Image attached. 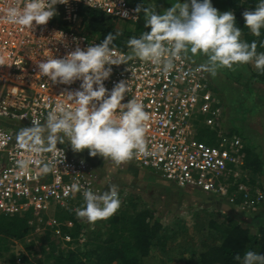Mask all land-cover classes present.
Here are the masks:
<instances>
[{
    "label": "built area",
    "instance_id": "built-area-1",
    "mask_svg": "<svg viewBox=\"0 0 264 264\" xmlns=\"http://www.w3.org/2000/svg\"><path fill=\"white\" fill-rule=\"evenodd\" d=\"M6 2L0 0V6ZM54 8V17L31 30L0 21V120L28 127L33 120L43 123L47 112L57 103H67L63 93L79 88V80L69 85L52 83L37 72L36 63L51 55L63 57L77 46L84 49L98 42L75 30L53 25V19L78 27L81 9L85 8L131 23L140 21V14L133 12L135 7L128 0H66ZM126 54L114 48L115 56ZM200 65L181 58L165 74L156 65L133 58L111 66V75L103 84L110 91L117 82L128 81V91L121 103L136 99L149 113L145 122L148 154L133 156L138 167L149 169L179 190L198 191L238 207L254 209L264 203V192L239 182L236 189H231L236 177L234 169L243 164L244 141L221 130L222 109L214 100L209 74ZM200 126L216 132L215 144L196 139ZM57 148L63 154L43 153L37 157L48 162L60 161L57 167L53 165V171L40 174L39 166L33 163L27 172L19 173L15 161L25 150L17 146L15 134L0 122V216L21 217L29 213L59 245L73 248L67 245L72 243L74 220L81 224L75 210L83 206L82 192L85 188L96 192L102 189L96 183L92 163L73 156L66 148ZM125 163L127 160L117 164ZM73 183L81 186L80 191L70 190ZM56 210L72 214L73 219L62 221L51 215Z\"/></svg>",
    "mask_w": 264,
    "mask_h": 264
},
{
    "label": "clouds",
    "instance_id": "clouds-1",
    "mask_svg": "<svg viewBox=\"0 0 264 264\" xmlns=\"http://www.w3.org/2000/svg\"><path fill=\"white\" fill-rule=\"evenodd\" d=\"M57 3L66 0H23L22 3L8 0L0 6V21L31 30L45 25L56 15ZM170 4L159 14L154 9V0H141L133 9L136 14L143 13L149 31L127 40L125 56L114 55L110 45L115 36L107 33L98 44L84 49L77 46L63 57L51 55L36 63L37 72L52 83L69 85L79 80L80 85L75 91L63 93L67 103H57L47 112L43 123L33 120L30 127L17 130V146L25 150L15 161L19 173L27 172L33 163L39 166L40 174L53 171V165L57 167L60 161L48 162L37 157L43 153L63 154L56 145L65 141L73 152L87 149L89 156L98 155L115 163L129 160L135 154H148L145 122L150 116L143 103L136 99L121 103L128 91V81L117 82L110 91L104 87L113 65L136 58L156 65L167 74L175 67L176 60L200 55L206 57L200 69L213 77L218 69H232L249 62L264 70V52H256L255 41L248 43L240 39L241 29L236 26L232 11L219 12L211 0H174ZM242 18L244 26L254 36H260L264 29V0H257L252 10L242 13ZM80 188L78 183L70 185L72 192ZM82 195L83 206L75 213L88 223L107 219L120 207L115 184L100 192L85 188ZM234 259L237 264H264V256L252 250L242 256L237 254Z\"/></svg>",
    "mask_w": 264,
    "mask_h": 264
},
{
    "label": "rangeland",
    "instance_id": "rangeland-1",
    "mask_svg": "<svg viewBox=\"0 0 264 264\" xmlns=\"http://www.w3.org/2000/svg\"><path fill=\"white\" fill-rule=\"evenodd\" d=\"M163 2L154 5L157 13L171 7L170 3L174 0ZM216 2L219 3V0ZM220 8L221 5L217 7V10ZM219 12L223 11L219 10ZM115 24V29L120 33L123 32L117 38L120 39L124 49L130 37H138L143 31L145 32L143 25L135 27L131 22L120 19H116ZM124 35L127 38L123 39ZM193 61L203 64L206 57L197 55ZM254 68V64L249 62L235 65L232 69H218L214 77L208 74L215 96L214 100H217L222 108L221 130L245 137L250 145L255 146L254 151L259 154L260 160L264 161V82L252 78L251 73ZM213 138L214 142L208 144H215L216 132ZM66 146L70 154L86 158L85 160L88 159V162L96 166L94 176L102 191H107L109 185H117L121 203L116 214L125 212L126 216H135L140 212H152L153 219L163 227L161 235L165 240V247L163 249L152 247L150 255L142 261L143 264H204L201 254L205 253L208 247H218L221 244L224 229L232 220L239 221L248 215L259 216L262 213L264 215V203L260 204L261 206L257 205V208L249 209L243 206L238 207V204L227 203L212 195H199L189 190H179L174 186L164 185L162 180L151 175L152 172L149 169L143 170L138 167L134 157L127 160L128 170H132L128 174L127 171L122 172L118 164L115 165L106 160L101 162L97 156H89L88 151H84L83 154L73 152L69 144ZM262 163L261 174L254 175L253 179L264 191V162ZM234 173L236 177L242 176L237 169H234ZM233 184L230 186L231 189L235 186ZM211 221L216 223L215 226L210 225ZM84 222L86 237L81 239L80 243L90 242L94 237H106L113 228L112 224L107 223V219L97 220L94 223H88L85 220ZM122 223L124 222L116 223V227L119 228ZM43 233L42 227L35 223L34 230L24 238L23 243L15 240L12 245V241H0V264H7L13 253L14 255L24 254V247L31 243L33 245L31 244L30 254L35 260H42L43 257L40 254L42 244H34V242L39 240ZM98 241L100 242L101 239L95 242L98 244ZM43 245L45 246L46 243ZM94 247L95 243L87 244L88 249ZM59 248L64 250L65 246L60 244L56 252Z\"/></svg>",
    "mask_w": 264,
    "mask_h": 264
},
{
    "label": "trees",
    "instance_id": "trees-1",
    "mask_svg": "<svg viewBox=\"0 0 264 264\" xmlns=\"http://www.w3.org/2000/svg\"><path fill=\"white\" fill-rule=\"evenodd\" d=\"M222 11H232L235 16L236 26L241 29L240 39L251 43L256 42V52H264V29H261L260 36H254L245 26L242 13L252 10L257 0H219ZM223 4V5H222ZM224 9V10H223ZM115 20L111 16L104 15L91 9H81V22L78 27H73L63 23L60 20L53 19L52 24L64 30H75L84 35L87 39L100 43L107 33H112L115 39L111 47L128 52L127 47L124 49L120 43L121 33L115 29ZM139 24H135V27ZM149 31V29H147ZM145 31V32H147ZM127 38L126 35L122 37ZM252 78L264 82V70H258L256 67L251 73ZM213 90V89H212ZM221 107V106H220ZM222 109V108H221ZM214 130L200 126L197 131L196 139L206 144L214 142ZM240 136V135H239ZM244 147L241 151L243 164L238 167L242 176L233 178L236 189V183H244L249 187H258L254 182L253 176L262 172L263 163L259 155L254 151V147L247 143V139L242 138ZM211 145V144H210ZM259 188V187H258ZM264 192V191H263ZM239 203V200H236ZM135 205V204H134ZM133 205V207H135ZM261 206V205H258ZM256 206V208L258 207ZM125 212L120 215L114 213L107 218V223L113 225L112 231L106 237H94L89 243H95L93 249H88L87 244L80 243L85 235V228L79 224V220H74L76 228L71 232L72 243L65 247L64 250H57L59 241L55 240L48 230H44L43 235L34 244L41 243L40 254L43 261L34 258L30 254L32 245L24 247V254H12L7 264H143L147 256L150 255L152 247L163 249L165 240L161 235L162 226L157 222L151 213H138L135 216H126ZM52 215V214H51ZM122 215V216H121ZM54 216L65 221L73 219V215L64 211L56 210ZM242 220V221H240ZM239 221L232 220L229 226L224 229L222 242L218 247H208L206 252L201 254L204 264H237L234 257L244 252L252 250L264 256V215H248L242 217ZM123 221L122 225L117 228L116 223ZM211 221L210 225L215 226ZM35 219L31 214L21 217L0 216V241L24 242V238L34 230ZM98 231V230H97ZM160 234V235H159ZM101 239L97 244L95 241ZM43 243H46L44 246ZM74 245V246H73ZM7 251V249H5ZM16 259L19 262L16 263Z\"/></svg>",
    "mask_w": 264,
    "mask_h": 264
},
{
    "label": "crops",
    "instance_id": "crops-1",
    "mask_svg": "<svg viewBox=\"0 0 264 264\" xmlns=\"http://www.w3.org/2000/svg\"><path fill=\"white\" fill-rule=\"evenodd\" d=\"M164 0H154V5H156V4H162V3H164L163 2ZM184 2V1H183ZM128 3L131 5V6H133V7H136L138 4H140L141 3V0H128ZM211 3H212V6L213 7H215L216 9H217V7H219L220 5H221V3H220V1H219V3H217L216 2V0H211ZM220 4V5H219ZM222 9V7L219 9L220 11H222L221 10ZM218 10V11H219ZM224 10V9H223ZM156 11V10H155ZM159 14V13H158ZM139 25H143V27H144V29H145V31H147V29L148 28H146L145 27V21H144V18H143V13L141 12L140 13V22L138 23ZM137 24V25H138ZM189 60H191V61H193V58L192 59H189ZM0 122H1V124L5 127V128H7L8 130H10L13 134H15L16 132H17V130L19 129V128H21V127H28V125L26 124H21V125H17V124H14V123H9V122H7V121H4V120H0ZM248 143V142H247ZM66 144H68V142L67 141H65V143L63 144V145H61V144H59V143H57V145H56V147H63V148H66L67 150H68V148H67V146H66ZM249 144V143H248ZM250 145V144H249ZM250 146H253V145H250ZM253 147H255V146H253ZM84 152H82V154H83ZM259 155V154H258ZM85 156V155H84ZM98 158V157H97ZM86 159V158H85ZM99 159V158H98ZM101 159V162L102 161H104V160H106V162H110V163H114L113 161H111L110 159H103L102 157L100 158ZM88 160V159H87ZM262 161V160H261ZM262 162H264V161H262ZM115 165L117 164V163H114ZM99 166V165H98ZM118 166H119V169L120 170H122V172L124 171V172H126L127 171V173L129 174L132 170H128L129 168V164H128V162L127 163H125V164H118ZM94 167H96V166H94ZM144 170V169H143ZM150 173V172H149ZM154 173H151V175L154 177V178H157V179H160L159 177H157V176H155V175H153ZM160 180H162V179H160ZM164 185H171V186H173L171 183H169V182H167V181H164V180H162L161 181ZM176 188V187H175ZM176 189H178V188H176ZM189 191H191L192 193H195V194H199V195H204V193H201V192H198V191H194V190H189ZM205 195H208V194H205ZM209 197H212V196H209ZM80 221H81V225L85 228V226H84V220L82 219V218H80ZM86 229V228H85Z\"/></svg>",
    "mask_w": 264,
    "mask_h": 264
}]
</instances>
